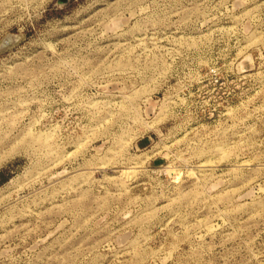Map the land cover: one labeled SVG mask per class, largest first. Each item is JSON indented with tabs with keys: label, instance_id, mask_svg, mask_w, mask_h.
<instances>
[{
	"label": "rangeland",
	"instance_id": "1",
	"mask_svg": "<svg viewBox=\"0 0 264 264\" xmlns=\"http://www.w3.org/2000/svg\"><path fill=\"white\" fill-rule=\"evenodd\" d=\"M0 264H264V0H0Z\"/></svg>",
	"mask_w": 264,
	"mask_h": 264
}]
</instances>
